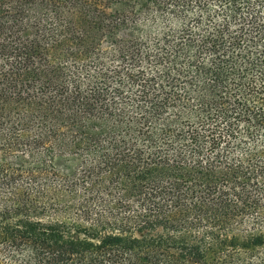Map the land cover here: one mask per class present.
<instances>
[{
    "label": "trees",
    "instance_id": "obj_1",
    "mask_svg": "<svg viewBox=\"0 0 264 264\" xmlns=\"http://www.w3.org/2000/svg\"><path fill=\"white\" fill-rule=\"evenodd\" d=\"M0 264H264V0H0Z\"/></svg>",
    "mask_w": 264,
    "mask_h": 264
}]
</instances>
